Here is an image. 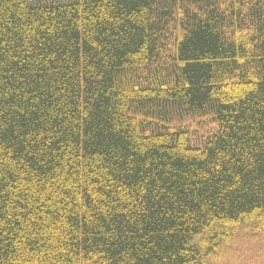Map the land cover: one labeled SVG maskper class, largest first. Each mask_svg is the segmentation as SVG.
Wrapping results in <instances>:
<instances>
[{"label": "trees", "instance_id": "obj_1", "mask_svg": "<svg viewBox=\"0 0 264 264\" xmlns=\"http://www.w3.org/2000/svg\"><path fill=\"white\" fill-rule=\"evenodd\" d=\"M0 264H264V0H0Z\"/></svg>", "mask_w": 264, "mask_h": 264}, {"label": "rangeland", "instance_id": "obj_2", "mask_svg": "<svg viewBox=\"0 0 264 264\" xmlns=\"http://www.w3.org/2000/svg\"><path fill=\"white\" fill-rule=\"evenodd\" d=\"M71 1L72 0H26L27 3L32 4V5L34 4H62V3H68ZM197 121L198 119L183 120V126H184L183 129L187 131L193 130L194 133H192V136H194L193 138L196 142L199 141L200 139L202 140V136L205 135V131L203 127L206 128V126H208V124H199V123L197 124ZM212 258H217V257L211 256V258H209V261Z\"/></svg>", "mask_w": 264, "mask_h": 264}]
</instances>
